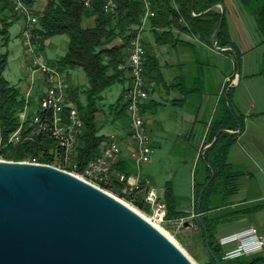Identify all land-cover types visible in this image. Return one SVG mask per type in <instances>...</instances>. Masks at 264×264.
Instances as JSON below:
<instances>
[{"label":"trees","instance_id":"1","mask_svg":"<svg viewBox=\"0 0 264 264\" xmlns=\"http://www.w3.org/2000/svg\"><path fill=\"white\" fill-rule=\"evenodd\" d=\"M106 1L93 0L92 6L86 7L84 0H48L43 9L37 10L34 8L35 0H27L32 13L38 19L33 31L40 34L39 41L42 50L45 41L54 35L68 34L70 37L66 55L59 59L49 60L51 66L62 72L81 66L89 77L90 87L87 89L88 103L86 105H82L80 102L77 90L68 89L71 100L81 112L84 120L75 151L78 171L85 170L88 164L101 154L104 144L109 140L107 135L100 134V126L95 117L96 112L100 110L98 100L103 99L102 93L105 90L115 83L125 80V74L130 70L129 43L145 12L144 0H115L118 3V11L114 14H108L104 11ZM149 2L151 8L156 12V15L150 19L149 27L154 33L156 43L160 46L188 44L182 39L183 33L195 36L201 42L213 46V37L222 17L221 8L215 6L219 2H223L225 5L219 46H233L234 50L225 51L234 56L236 72L238 61L240 66L242 64V53L228 33L229 19L234 10L242 9L246 16L255 18L261 37L260 45L264 46V0H194V2L193 0H149ZM21 18L27 19V16L15 12L11 0H0V47L8 45L11 39L10 29ZM88 18L94 19V25H85ZM27 27L28 24L24 26L23 30ZM235 53H237V57ZM8 55V52L0 53V119L2 121L0 144L2 139V144L8 142L11 134L20 126L21 113L27 106H32L34 103L33 98L27 99L22 88L11 84L4 76ZM150 63L147 54L146 75L151 68ZM259 74H264V52ZM231 83L232 81L228 82L225 99H223L226 115L214 120L206 145L214 140L220 129L226 128L237 131L244 127V117L236 112L232 98L235 87L227 89ZM126 91L115 104L117 107L116 116L120 119H128L125 101ZM34 112L31 110L27 124L31 121ZM144 112H146L145 106ZM237 139L238 133L222 132L216 143L199 156L200 168L198 173L204 175V178H201L197 183L195 192L196 211L200 193L202 189L205 190L199 216L194 218L198 224V231L194 236L203 246L204 252L199 258L203 264H216V261L206 245V233L200 219L207 227L211 249L221 259L222 264H264V256L260 254L226 258L227 252L217 238V228L218 224L230 214L219 217L210 215L211 210L217 207L211 204L213 197L222 195L224 197L222 204L226 205V197L236 192L238 180L244 175V172L234 169L229 162L230 151ZM57 148L54 139L48 135H42L34 139H25L19 144H10L1 150L0 155L13 161H21L39 155L41 162L56 164L54 152H57ZM132 171L124 161L116 163L113 167L112 180L104 184L103 187L119 197L131 199V195L124 193L123 184L118 179V173ZM163 201L167 210V219L174 220L190 216L189 210L179 209L182 199L175 193L172 181H168L165 185ZM134 202L139 209L147 213L152 212L151 207L143 201L142 197H134ZM259 207L239 210L231 217L255 212ZM178 239L182 243L186 241L182 235H179ZM196 256L199 257V255Z\"/></svg>","mask_w":264,"mask_h":264},{"label":"water","instance_id":"2","mask_svg":"<svg viewBox=\"0 0 264 264\" xmlns=\"http://www.w3.org/2000/svg\"><path fill=\"white\" fill-rule=\"evenodd\" d=\"M215 6L222 17L213 46L217 51L234 50L232 45L219 46L225 5ZM237 77L229 88L240 81L239 61ZM222 132L241 129H220L202 154ZM200 223L210 253L222 264L211 249L207 227ZM0 264L197 263L141 211L111 192L49 164L0 160Z\"/></svg>","mask_w":264,"mask_h":264},{"label":"crops","instance_id":"3","mask_svg":"<svg viewBox=\"0 0 264 264\" xmlns=\"http://www.w3.org/2000/svg\"><path fill=\"white\" fill-rule=\"evenodd\" d=\"M244 12L242 9L234 10L229 19L228 33L236 45L237 42L238 44H243L246 40H252L251 37H247L244 34L249 28V22L247 23L246 21H251L253 29L259 33L255 18L246 16ZM87 20L91 21L92 19L88 18ZM23 28L24 26L20 33L22 38ZM182 39L187 41L188 44L160 46L156 43L154 33L149 26L143 34L148 60L151 62L147 77L155 81L150 99L145 105V125L149 134L153 129H157L160 126L164 128L165 124L162 123V120L158 119L156 122L151 123L148 119L153 116L154 110L158 112L160 107H169V115L173 123L176 124L178 139L180 141L183 139L182 143L184 144L186 142L192 144L191 140L195 139L196 151L202 154L209 139L212 123L216 118L226 115L223 99H225V90L228 82L231 80L235 58L226 51L215 50L214 46L201 42L195 36L183 33ZM260 42L261 37L259 36V51L255 60L249 54L257 48L253 42L246 47L247 53H244V57L242 54L241 81L237 84L238 86L242 84L243 69H245L246 73L243 76L245 77L248 91L252 92L254 91L253 89L258 90L264 86V74H259L264 52V46L260 45ZM196 43H200V45L198 46ZM262 46L263 48L261 49ZM195 47L198 50L197 54L195 52L191 54L188 49L194 50ZM125 76V80L121 82L123 88L120 96L128 88L131 81L129 72H126ZM40 82L42 84V79ZM29 85L26 84L22 87L24 93L29 91ZM38 96H40V92L35 97L32 94L30 96L34 102L31 106L33 111L37 107ZM233 102L236 112L244 117V127L238 133L237 142L230 151L229 162L234 167L253 164L258 169V159L252 156V152L259 151L258 148L264 150V105H259L253 99L250 103L244 104L242 101L235 102L234 99ZM115 104L107 105L112 115V124L109 125L107 132L103 131L104 125L100 123L105 121L106 118L104 109L102 108L96 112L95 117L100 126V134L107 135L109 140L114 137L119 139L123 148L119 162L124 161L132 171L134 168L131 152L135 144L129 136L128 119H120L116 116L117 107H115ZM183 129L186 131L183 132ZM141 171L143 173L142 169ZM260 172L262 173L261 177H263L262 169H260ZM199 175L200 179L204 178L201 173ZM258 179V175H254L253 172H245V175H242L238 180L236 192L226 197V205L222 204L224 201L222 195H215L212 199L211 204L217 207L211 210L210 215L219 217L230 214L229 217L218 224L217 228V238L227 253L243 248V255L260 254L264 256V245L260 249L247 254L246 249H249V246L255 243L253 242L254 238L249 237L243 240L233 237L237 236L236 234L239 232L250 228H255L258 235L264 237V184L260 183ZM164 189L162 191L160 189L162 198ZM180 198L182 201L179 209L189 210L192 205H195V195L191 199ZM255 206H260L255 212L231 217L239 210L251 209Z\"/></svg>","mask_w":264,"mask_h":264},{"label":"built area","instance_id":"4","mask_svg":"<svg viewBox=\"0 0 264 264\" xmlns=\"http://www.w3.org/2000/svg\"><path fill=\"white\" fill-rule=\"evenodd\" d=\"M144 1L145 12L128 47L131 81L125 93L128 132L135 144L131 152L134 171L118 173V179L123 184V191L127 195H131V199L118 197L136 209L138 207L135 205L134 197H142L143 201L151 207L152 212L147 214L143 210V212L139 211L154 224L166 221H175L182 224L185 221L187 222L186 219L189 216L174 220L167 219V210L160 189L153 185L152 180L141 171L142 166L151 160L152 149L149 133L145 125L144 106L149 101L151 91L155 86V81L148 79L146 75L147 48L143 41V34L149 26L150 19L156 15V12L151 8L149 0ZM84 2L86 7H91L93 0H84ZM11 3L15 12L27 16L26 24H28V27L24 30L23 44L31 59L33 71L40 72L42 76V84L40 97L37 100V107L34 110L35 112L31 117V121L27 124L29 114L33 109H31V106H27L20 115L21 123L18 129L11 134L7 143L2 144L3 139L1 140L0 152L10 144H19L25 139H34L37 136L48 135L55 140L58 147L57 152H54L56 164L49 165L69 171L110 192L103 186L112 180L113 167L119 162V158L123 152L119 139L117 137L110 139L104 144L101 154L93 159L85 170L78 171V164L75 161V151L79 143V134L84 124L83 117L69 97L67 78L61 70L51 66L49 59L44 58L39 41L40 34L33 31L38 19L32 13L27 0H11ZM104 11L108 14L116 13L118 11V3L115 0H107L104 4ZM31 88L32 86L28 92L27 99L31 96ZM1 126L2 121L0 119V131ZM0 160L7 159L0 155ZM21 161L43 163L39 155ZM198 215L199 213L194 211L193 218ZM236 235L233 237L243 240L249 237L254 238L253 242L255 243L250 245L249 249H246L247 254L260 249L264 245V237L259 236L255 228L239 232ZM242 249L228 252L226 258L243 255Z\"/></svg>","mask_w":264,"mask_h":264},{"label":"rangeland","instance_id":"5","mask_svg":"<svg viewBox=\"0 0 264 264\" xmlns=\"http://www.w3.org/2000/svg\"><path fill=\"white\" fill-rule=\"evenodd\" d=\"M47 1L48 0H35L34 8L37 10L43 9L46 6ZM91 19L93 21L86 20V26L94 25V19ZM26 22V19L21 18L12 25L10 29L11 39L7 46L0 47V53L8 52L9 54L4 76L11 82V84L17 85L20 88L26 84H30L28 90H30V87L32 86L31 94L33 97H35V95L41 90L40 81L42 76L40 72L33 71L31 59L23 44L24 37L22 38L20 35L21 29L26 25ZM246 22H249V28L246 32H244V34L247 37H251L252 40H246L243 44H238L237 42V45L244 57V53H247L246 47L249 46L251 42H253L257 48L249 54L250 57L255 60L259 51L258 41L260 35H258L259 33L253 29L251 21L248 20ZM69 41L70 37L68 34H57L47 39L43 49L44 58L55 60L66 55L69 48ZM196 44L198 46L200 45V43ZM262 48L263 46L261 49ZM188 51L191 54L194 52L197 54L198 52L196 47L194 50L190 48ZM243 60H245V58H243ZM245 73L246 70L243 69V75ZM63 75L67 78V86L71 89L77 90L80 102L82 105H86L88 103L87 89L90 87V81L85 69L81 66H76L64 71ZM243 75L242 84L240 86H234V101H242L244 104L250 103V101L253 99L256 100L259 105H264V86L258 90L253 89V92L248 91L247 83ZM230 81H232L231 84L238 82L236 64L234 65ZM122 88L123 84L121 82H117L102 93L103 99L98 100V107L100 109L103 108L106 113L105 121L100 122L104 125L103 131L105 132H107L108 128L110 127L109 125L112 124L111 110L107 105L117 102ZM227 89H229V87ZM28 92L25 93L26 97H28ZM39 97L40 96H38V98ZM158 109V112H156V110L153 111V116L148 119V121L154 123L156 120L160 119L162 120V123L165 124V127L163 128L160 126L157 129H153L149 134L150 146L152 149L151 160L142 166L143 173L146 176L148 175V177L152 179L153 185L159 187L161 191L163 188H165L166 182L172 181L174 183L177 195L182 198L191 199L195 195L197 183L200 180V175L198 173V169L200 168V154L196 151L197 146L194 144L195 139L191 140L192 144H188V142L185 144L182 143L183 139L181 141L178 139L176 134V124L173 123V120H171V116L169 115V107H160ZM184 131L186 130L183 129V132ZM258 150L259 151L257 152H252V156L258 159V169L255 168L253 164L233 167L236 170L244 172V175L245 172H253L254 175H258L259 182L264 184V176L261 177L262 173L260 172V169H262V172L264 173V150L261 148H258ZM137 209L141 210L139 208ZM189 211L191 213L186 219L187 222L185 221V223L179 224L175 221H166L158 223L159 225L156 223V225L159 226L165 233H167L173 240H175L195 261V263L203 264L199 261L200 256H202L204 252L203 246L194 236V234L198 231L197 222L193 218L194 211H196L195 205H192L191 208H189ZM179 235H182L185 238V243H182L178 239ZM196 255H199V257Z\"/></svg>","mask_w":264,"mask_h":264},{"label":"bare ground","instance_id":"6","mask_svg":"<svg viewBox=\"0 0 264 264\" xmlns=\"http://www.w3.org/2000/svg\"><path fill=\"white\" fill-rule=\"evenodd\" d=\"M22 34H24V30H23V33ZM159 227V226H158ZM160 228V227H159Z\"/></svg>","mask_w":264,"mask_h":264}]
</instances>
